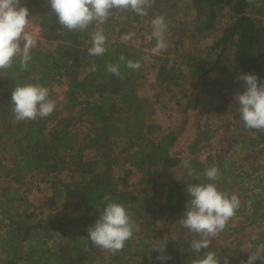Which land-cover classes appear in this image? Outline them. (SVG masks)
<instances>
[{
  "label": "trees",
  "instance_id": "trees-1",
  "mask_svg": "<svg viewBox=\"0 0 264 264\" xmlns=\"http://www.w3.org/2000/svg\"><path fill=\"white\" fill-rule=\"evenodd\" d=\"M21 3L29 9L31 24L40 28L41 40L26 71H20L17 61L0 76V264H190L197 254L188 249L199 237L178 221L190 199L187 184L209 183L202 174L210 166L221 173L218 190L237 195L240 208L203 251H215L220 264L224 257L229 264H241L251 254L264 255V130L245 129L236 109L229 121L220 117L224 135L217 143L221 133L205 120L196 125L188 152L175 153L187 121L160 128L149 100L138 94L147 80L145 54L120 42L137 24L149 25L161 15L168 28H177L181 43L216 34L212 43L194 48L184 60L149 57L151 67L156 66L150 88L160 91L159 97L175 102L183 113L217 114L221 104L229 105L244 91L241 74L264 81V0H155L147 16L115 12L85 32L62 28L47 0ZM99 28L107 51L91 56V34ZM127 60L138 61L140 69L126 67ZM110 63L119 65L120 78L106 70ZM25 84L46 87L49 99L54 85L65 87L61 108L56 105L46 118L17 122L11 93ZM185 159L201 174L199 180L187 176L181 166ZM134 172L137 179L131 183ZM34 173L50 181L46 222L33 221L36 209L28 199L33 187L22 189ZM63 200L73 213L82 214L69 220L79 229L73 236L62 224L68 218L53 213ZM108 202L123 204L138 226L115 254L93 246L87 236ZM159 213L162 226L157 228ZM252 227L258 231L250 254L236 253ZM160 241H166L167 261L156 259L160 253L154 248Z\"/></svg>",
  "mask_w": 264,
  "mask_h": 264
},
{
  "label": "clouds",
  "instance_id": "clouds-1",
  "mask_svg": "<svg viewBox=\"0 0 264 264\" xmlns=\"http://www.w3.org/2000/svg\"><path fill=\"white\" fill-rule=\"evenodd\" d=\"M51 11L55 14L62 28L68 31L85 32L94 22L103 24L115 13L132 11L139 16H147L155 0H47ZM249 3L255 0H248ZM259 6V4H257ZM31 23L29 9L21 0H0V76L12 69L19 62L20 71H26L31 61V51L37 46V39L26 29ZM152 37L156 40L154 51L167 49L166 33L168 24L164 16H156L151 20ZM131 35L127 38H131ZM92 46L87 50L91 56H102L107 51L106 36L99 28L91 34ZM121 61L125 57H120ZM126 67L138 71V61L127 60ZM106 70L121 77L118 64H108ZM90 71H96L93 65ZM244 83V91L235 94L240 119L245 129L264 130V81L255 74H241L238 78ZM12 112L17 122L46 118L55 110V101L49 99V90L41 85L25 84L17 86L11 93ZM181 166L186 169L187 176L199 180L200 175L185 159ZM209 183H188L186 192L190 199L186 202L185 212L178 221L189 232L198 236L190 243L189 251L196 253L197 258L190 264H220L221 258L215 251H203L211 246V239L223 232L229 221L240 208L237 195H229L218 190L217 183L222 177L217 166H210L202 174ZM107 199V198H106ZM138 226L132 219V213L118 202H108L95 223L87 230L92 245L115 254L122 251ZM166 241H160L154 248L160 253L159 261L171 259L166 255ZM203 251V255L200 254ZM260 260L264 264V255L251 254L241 264H254ZM223 264H229L227 257Z\"/></svg>",
  "mask_w": 264,
  "mask_h": 264
},
{
  "label": "rangeland",
  "instance_id": "rangeland-1",
  "mask_svg": "<svg viewBox=\"0 0 264 264\" xmlns=\"http://www.w3.org/2000/svg\"><path fill=\"white\" fill-rule=\"evenodd\" d=\"M144 27V29H143ZM216 34H213L210 37H205L202 39H197L195 41H189L184 40L181 43V35H179L177 28L169 27L166 33V41H167V49L164 51H154L156 40L152 37V27H151V21L149 25L146 24H137L134 27L133 35H131V38L122 37L120 38V42L122 43H128L133 46H135L137 49H139L142 53L145 54V59L148 61V69H147V80L144 82L143 85L139 88V96L141 98H145L149 100V103L152 105V110L154 113V119L156 123L160 126L162 130L170 129L174 126H179L183 119L187 121V126L185 129V132L179 139L176 148L174 150L175 153H179L181 155L188 152V146L194 141L195 134H196V125L198 123H201L202 125L205 124V120H208V124L215 127L216 131H219L221 133L220 137L218 136L214 142H218V140L222 139L224 135L222 126L223 121L220 122L221 119H226L229 121L232 116V112L239 108L238 104L235 103V100L231 101L229 105H226V103H223L220 105L218 109V113H212V114H206L204 112H201V114H197L195 112H186L183 113L180 108H178V105H175V102L169 103L167 101L166 97H159L160 91H152L150 88V85L154 84L155 80V72H156V66L151 67V60L150 55L154 56H163L172 58L175 60L180 61L181 59L184 60L186 55H189L192 53L193 49L198 47H207L210 43L213 42V40L216 38ZM65 87L54 85L51 89V92L54 94V96L51 98V100L55 101V104L61 108V103L63 101V97L65 94ZM219 116V117H218ZM223 116V117H221ZM221 117V119H220ZM78 131L80 133H86V128L84 126H78ZM227 133L230 135L232 133V129L228 130ZM222 146L219 145L218 148ZM206 152H204L201 157L202 159L206 156ZM87 158H90L89 152H87ZM231 155V154H230ZM264 156V153H263ZM264 161V160H263ZM264 163V162H263ZM120 171L118 170L116 172V175H120ZM137 173H132L130 176L131 183L135 182L137 179ZM177 176V175H175ZM175 177H172V180H174ZM49 179L45 175L34 173L32 175H29L26 177L23 190L28 188V186L33 187L32 191L29 195V202L35 207L36 209V218L33 220L34 222L42 221L46 222L48 219V215L50 214V211L47 209V201L50 197V184ZM16 187H19L16 186ZM69 205L66 201H59L57 203V206L55 208V211L53 213H59L61 218H68L66 221H62V224L64 225V229L68 232L69 235L73 236L76 235L79 232V229L76 228V226L73 223H69V220L74 217H80L81 213H73V207L72 206H66ZM163 207L161 204L159 205V212L161 213ZM159 213L158 218L156 219L157 228H160L162 226V221L160 219L161 214ZM258 230L255 227L249 228L247 230L248 238L244 240V244L242 248H239L237 250H234L236 253H240L244 256H247L250 254V241L255 238V234ZM67 234V235H68ZM57 234L56 236H58ZM59 237V236H58ZM57 239H53V241H56ZM155 244V242H152ZM106 264V263H105Z\"/></svg>",
  "mask_w": 264,
  "mask_h": 264
},
{
  "label": "built area",
  "instance_id": "built-area-1",
  "mask_svg": "<svg viewBox=\"0 0 264 264\" xmlns=\"http://www.w3.org/2000/svg\"><path fill=\"white\" fill-rule=\"evenodd\" d=\"M27 31L31 32L35 38L37 40H41L40 36H41V30L40 28L34 26L33 24L30 23V25L28 26V28L26 29Z\"/></svg>",
  "mask_w": 264,
  "mask_h": 264
}]
</instances>
